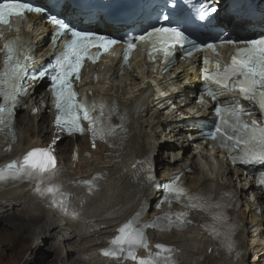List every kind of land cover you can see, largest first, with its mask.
Segmentation results:
<instances>
[{
    "label": "snow or ice",
    "instance_id": "snow-or-ice-1",
    "mask_svg": "<svg viewBox=\"0 0 264 264\" xmlns=\"http://www.w3.org/2000/svg\"><path fill=\"white\" fill-rule=\"evenodd\" d=\"M67 6L76 11H82L85 7L84 0H51L48 7L36 6L28 0H0V24L7 25L11 30L13 17L26 20L29 13H42L55 25L52 33L53 43H59L64 39V49L54 53L47 64L39 66H34L35 57L31 55L29 42L21 36L7 39L0 47V53L3 54V64L0 66V134L5 138H11L13 141L16 139L15 109L18 105H23L21 97L28 94L31 86L29 81L37 82L45 78L49 80L55 98L54 124L58 130L81 134L88 131L91 133L93 147L97 139L111 142L113 137L127 132L124 125L125 115L120 116V124L112 123L113 115L119 112L114 98L91 92H86L83 98H79L73 83L74 80H80L86 59L95 63L104 52L121 43V40L78 27L64 15V8ZM194 8L193 19L184 15V5L180 0H149L143 12L133 14L142 22L139 34H136L133 28L122 38L126 45L124 60L129 59V54L136 48L137 43L145 48L149 59H155L159 53L168 63L172 62L178 49L182 50L185 58L209 49L218 54L214 42L203 43L193 32V27L199 26L195 22H210L217 8L210 6L206 0H202ZM236 23L240 27L245 26L242 18H238ZM218 39L222 44L235 47L230 62L223 70H220L219 63L214 72H209L207 68L202 70L205 91L217 104L215 108L217 119L205 135L217 140L222 148L227 149L233 163L264 167V123L257 119L250 122L245 120L244 116L248 115L250 110L239 106L240 100L243 99L250 105L258 107L261 117L264 118V35L238 40ZM203 62L210 63L208 57H204ZM233 91H238L239 96L234 97L231 103L219 102L221 96ZM124 111L126 113L127 109ZM82 121H87V128L83 126ZM58 139L59 137L53 140L48 147H35L22 157L0 167V183L24 178L35 179L37 181L35 191L39 195H51L52 206L75 217L76 214L69 213L67 208L70 194L63 192L61 185L52 183L58 171L57 158L54 154V145ZM111 146L116 145L112 142ZM236 149H239V154L232 155ZM77 155L74 153V157ZM137 163L144 167L148 162L145 159ZM101 176L102 173H97L90 180L75 183L85 185L88 191L92 192L95 181ZM148 179L151 180L152 177L149 176ZM257 183L264 187V172L259 174ZM41 185H45L43 189ZM162 187L166 193L164 199L170 206L169 212L139 227H136L135 223L141 213H136L117 230L118 234L109 242V248L102 249L103 255L131 259L137 264H178L174 256L177 250L172 246L156 244V251L149 250L146 257H138L136 253L139 248H149L146 228L167 230L172 226L183 227L191 223L187 219L188 210L191 209H202L209 213L213 223L202 227L221 240L222 247L232 251L236 246L233 236L238 225L226 213V209L232 207L230 193H223L219 200H215L212 194L192 193L179 182L178 174ZM57 196L60 197L59 200ZM173 200L184 203L186 211L173 212L171 210Z\"/></svg>",
    "mask_w": 264,
    "mask_h": 264
},
{
    "label": "bare ground",
    "instance_id": "bare-ground-1",
    "mask_svg": "<svg viewBox=\"0 0 264 264\" xmlns=\"http://www.w3.org/2000/svg\"><path fill=\"white\" fill-rule=\"evenodd\" d=\"M36 19L39 23L27 27L24 33L37 55L44 58L47 51L46 47L42 48L46 39L44 31L49 32L50 28L44 25L41 17H31L32 21ZM148 82L156 83L171 97L182 96L175 103L177 112L167 107L162 110L164 99L152 90ZM142 83L149 95L144 109L134 118L140 142L135 139L118 160L108 158L104 154L107 149L100 144L91 148L86 137L65 138L54 147L58 171L52 183L61 185V190L70 194L67 208L69 213L76 214L75 217L48 208L50 195L41 196L35 191V179L26 178L0 186V233L9 236L14 256H25L22 264H30V255H33H26V252L40 249L42 243L48 240L45 251L52 260L50 264H116L115 261L100 258L97 249L112 235L117 221L126 218L136 208L141 196L146 194L145 190L130 184L128 176L120 174L122 165L146 146L147 151L156 155L158 176L162 180L170 171L180 169L192 189L214 193L222 187L234 189L240 203L235 214L243 226L240 254L236 260L217 252L209 237L192 228L181 232H153L152 237L175 244L180 249L179 264H264V198L240 169L228 167L222 161L221 153L194 150L191 147L197 140L194 125L182 124L178 118L180 113L192 117L191 110L199 114L206 112V108L194 104L188 108L181 106L182 102H190L191 90L198 89L195 69L179 62L165 74L133 72L117 76L116 71H109L105 79L95 86L112 93L120 104H126L132 92L139 89ZM26 100L28 104L38 106L39 113L30 116L28 109L17 118V140L11 145H0L1 164L35 147L49 146L56 137L49 125V116L39 107L45 96L37 99L36 95H30ZM74 144L80 152L89 151L91 156L81 157L76 166L71 167L69 158ZM96 169L107 170L108 183L102 184L98 197L91 200L85 198L82 202L84 197H77L78 190L72 183ZM117 174L120 175L115 178ZM44 186L41 185V188ZM148 195L157 197L153 193ZM4 218L7 222L2 221ZM194 218L200 220L198 216ZM2 252L0 250V254ZM50 260L45 264H49Z\"/></svg>",
    "mask_w": 264,
    "mask_h": 264
},
{
    "label": "rangeland",
    "instance_id": "rangeland-1",
    "mask_svg": "<svg viewBox=\"0 0 264 264\" xmlns=\"http://www.w3.org/2000/svg\"><path fill=\"white\" fill-rule=\"evenodd\" d=\"M2 221L7 222V219L4 218V219H2ZM3 225H6V224H3ZM46 244H47V242H43L40 249H37V250H31L30 249L26 252V255H28L30 253H32V255H33V256L30 255V257H32V261L30 264H45L51 259L49 257L48 252L45 251L46 250V247H45ZM0 250L3 251L0 254V264H15V263L16 264H22V261L24 260L25 256L24 257L14 256L15 251H13V249H12V244L10 242L9 236L1 235V233H0ZM2 256H4V257H2ZM22 258H23V260H22ZM51 262H52V260H50L49 264Z\"/></svg>",
    "mask_w": 264,
    "mask_h": 264
}]
</instances>
